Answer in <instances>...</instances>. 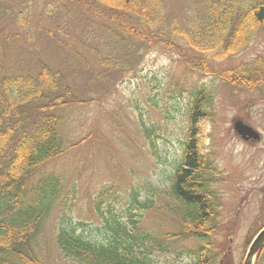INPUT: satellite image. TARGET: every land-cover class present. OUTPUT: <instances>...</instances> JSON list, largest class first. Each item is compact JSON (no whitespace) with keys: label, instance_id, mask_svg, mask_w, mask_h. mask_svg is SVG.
<instances>
[{"label":"trees","instance_id":"obj_1","mask_svg":"<svg viewBox=\"0 0 264 264\" xmlns=\"http://www.w3.org/2000/svg\"><path fill=\"white\" fill-rule=\"evenodd\" d=\"M4 1L9 0H0V20L11 22L16 17L21 27L25 25L23 11L29 0H11L12 10H2ZM174 2L62 0L45 12L51 25L43 31L51 44L62 51L67 48L79 62L59 60L60 66L53 67L33 57L34 71L0 77V264H47L40 234L62 199V183L52 173L41 176L33 186L27 182L70 147L60 134L62 117L55 110L100 103L118 82V72L135 71L138 62L158 46L187 70H199L225 85L264 89V57L220 66L264 32V0H182L176 16L172 15ZM99 27L105 34L102 39L94 35ZM27 37L31 39V34ZM81 47L93 54L97 72L83 57ZM98 80L105 83L101 93ZM215 97L212 84H201L192 92L181 160L167 176V187L145 183L132 187L128 194V211L159 208L155 198L160 195L172 200L163 209L174 217L178 232L162 241L136 232L132 212L130 224L123 222L110 202L102 209L100 195L94 204L101 219V227L95 228L102 231L100 237L78 232L86 225L79 223L77 228L64 216L55 225L54 242L62 258L74 264H173L156 256L155 252L167 250L162 242L192 238L196 245L190 264H220L214 249L219 213L211 188L213 175L203 152V135L196 127L210 119ZM142 188L147 195L139 200ZM65 203L64 199L61 208ZM262 262L264 247L254 264Z\"/></svg>","mask_w":264,"mask_h":264},{"label":"rangeland","instance_id":"obj_2","mask_svg":"<svg viewBox=\"0 0 264 264\" xmlns=\"http://www.w3.org/2000/svg\"><path fill=\"white\" fill-rule=\"evenodd\" d=\"M11 2L4 1L2 10H12ZM59 2L62 4V0H29L23 11L27 21L22 27L16 17L11 22L0 20V77L34 71L33 57L53 67L60 66L59 60L79 62L67 48L62 51V47L51 44L43 31L51 25L45 12ZM181 3L175 0L172 15L180 14ZM94 35L105 37L100 27ZM85 50L80 48L97 72L93 54ZM259 56L264 57V32L244 52L220 66H235ZM115 77L118 82L100 103L54 111L62 117L60 134L70 147L27 182L28 187L33 186L41 176L52 173L62 183V199L54 205L40 234L47 264H74L62 258L54 242L53 229L61 217L77 228L84 223L86 228H78V232L100 237L102 231L95 228L101 227V219L94 206L100 195L102 209L110 202L123 222L129 223L132 212L136 232H145L159 241L178 232L174 217L163 209L164 203L172 200L160 195L154 200L159 208L128 211V194L132 187L145 183L167 187V176L181 160L191 95L201 84H212L216 91L210 119L196 126L203 135V152L213 175L211 188L219 213L214 249L220 264H242L252 238L264 225V89L225 85L199 70H187L160 46L139 61L135 71L123 75L118 72ZM98 82L101 93L105 83ZM236 120L258 131L260 139L242 141L233 130ZM146 193L140 189L139 200ZM175 241H163L167 250L155 252L156 256L162 262L190 264L196 240Z\"/></svg>","mask_w":264,"mask_h":264},{"label":"water","instance_id":"obj_3","mask_svg":"<svg viewBox=\"0 0 264 264\" xmlns=\"http://www.w3.org/2000/svg\"><path fill=\"white\" fill-rule=\"evenodd\" d=\"M234 129L239 135H241L242 138H246V136H248V138H252L255 140L259 139L258 134L254 130H252L250 126L244 124L241 121H236L234 123ZM263 247L264 226L257 232V234L252 239L242 264H254L257 255L260 253Z\"/></svg>","mask_w":264,"mask_h":264},{"label":"flooded vegetation","instance_id":"obj_4","mask_svg":"<svg viewBox=\"0 0 264 264\" xmlns=\"http://www.w3.org/2000/svg\"><path fill=\"white\" fill-rule=\"evenodd\" d=\"M244 141H245V142H250V143H253V141H252V140H250V139H245Z\"/></svg>","mask_w":264,"mask_h":264}]
</instances>
